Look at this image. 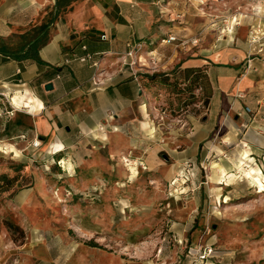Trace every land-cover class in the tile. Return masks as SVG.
Wrapping results in <instances>:
<instances>
[{
	"label": "rangeland",
	"instance_id": "obj_1",
	"mask_svg": "<svg viewBox=\"0 0 264 264\" xmlns=\"http://www.w3.org/2000/svg\"><path fill=\"white\" fill-rule=\"evenodd\" d=\"M56 1L35 9L39 31L80 0ZM134 20L144 95L120 128L61 126L41 140L38 117L1 97L0 264H264V99L222 92L212 65L185 74L169 61L242 50L247 75L264 57V0H160ZM191 36L197 45L179 44Z\"/></svg>",
	"mask_w": 264,
	"mask_h": 264
},
{
	"label": "crops",
	"instance_id": "obj_2",
	"mask_svg": "<svg viewBox=\"0 0 264 264\" xmlns=\"http://www.w3.org/2000/svg\"><path fill=\"white\" fill-rule=\"evenodd\" d=\"M157 2L160 0L72 1L70 11L54 21L46 34V29L39 31L38 27L48 22L43 17L34 21L35 9L42 13L49 7L62 8L63 4L56 0H0V99L26 92L41 103V110L33 114L38 117L35 128L41 140L51 132L59 135L61 126L86 131L106 122L109 127L120 128L126 118L141 113L144 95L128 56V45L141 37L133 29L134 18L140 9ZM77 9L82 10L79 17ZM18 25L27 26L24 33L31 34L19 47L14 41L24 33L18 31ZM40 38L36 58L20 56ZM86 55H90L87 60H79ZM245 57L242 50L201 49L183 60L175 57L169 61L180 63L182 69H201L206 74L212 65L210 71L219 90H248L257 96L255 103L259 105L264 99V79L257 78L264 74V57H254L248 74L238 78ZM46 84L51 88L46 90ZM245 107L234 103L231 110L239 116ZM52 147L58 150L63 144L53 143Z\"/></svg>",
	"mask_w": 264,
	"mask_h": 264
},
{
	"label": "bare ground",
	"instance_id": "obj_3",
	"mask_svg": "<svg viewBox=\"0 0 264 264\" xmlns=\"http://www.w3.org/2000/svg\"><path fill=\"white\" fill-rule=\"evenodd\" d=\"M235 20V19H234ZM11 104L15 105L16 107L18 106H23L28 109L30 114H35L37 111L41 110L42 105L38 101H36L33 96H31L29 93H24V94H18V95H12ZM153 127L149 128L147 130L148 134L153 133ZM241 171V169H240ZM243 172V171H242ZM245 175H249L248 171L245 173ZM229 179H233V175L227 176ZM252 178V177H251ZM253 179V178H252ZM227 181V180H226ZM253 181L256 183V181L253 179ZM258 188L260 187V184L256 183Z\"/></svg>",
	"mask_w": 264,
	"mask_h": 264
},
{
	"label": "built area",
	"instance_id": "obj_4",
	"mask_svg": "<svg viewBox=\"0 0 264 264\" xmlns=\"http://www.w3.org/2000/svg\"><path fill=\"white\" fill-rule=\"evenodd\" d=\"M164 41H165L166 43H171V42H175V41H177V39H176L175 36H168V38H167L166 40H164ZM198 41H199L198 37H192V38H188V39L183 40V41H180V40H179V44H180V45L190 44V45H192V46H195V45H197ZM89 57H90V55H86V56L80 57V59H81L82 61H85V60H87ZM246 111H249V108H246ZM34 145L37 146V145H38V142H37L36 144H34Z\"/></svg>",
	"mask_w": 264,
	"mask_h": 264
},
{
	"label": "trees",
	"instance_id": "obj_5",
	"mask_svg": "<svg viewBox=\"0 0 264 264\" xmlns=\"http://www.w3.org/2000/svg\"><path fill=\"white\" fill-rule=\"evenodd\" d=\"M41 42V38L34 42L30 47L29 49L27 50V52L24 53V55H20L22 57H34L36 58V52H35V47ZM19 56V55H18ZM185 71V74H191L193 73L194 71H197V69H194V68H186V69H183ZM142 87V86H141Z\"/></svg>",
	"mask_w": 264,
	"mask_h": 264
},
{
	"label": "water",
	"instance_id": "obj_6",
	"mask_svg": "<svg viewBox=\"0 0 264 264\" xmlns=\"http://www.w3.org/2000/svg\"><path fill=\"white\" fill-rule=\"evenodd\" d=\"M44 88H45L46 90L50 89V88H51V84H46V85L44 86Z\"/></svg>",
	"mask_w": 264,
	"mask_h": 264
}]
</instances>
